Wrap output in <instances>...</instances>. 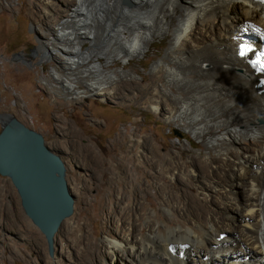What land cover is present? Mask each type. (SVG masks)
<instances>
[{"label": "bare ground", "instance_id": "6f19581e", "mask_svg": "<svg viewBox=\"0 0 264 264\" xmlns=\"http://www.w3.org/2000/svg\"><path fill=\"white\" fill-rule=\"evenodd\" d=\"M128 1L130 7L119 0H58L56 12L62 18L50 27L53 37H46L44 48L72 76L85 67L80 72L92 79L81 90L77 77L55 68L54 76L73 98L86 93L112 96L116 92L106 80L112 71L103 69L100 57L106 63L129 62L146 54L154 38L172 33L168 53L154 68L156 79L165 74L164 94L173 92L163 101L155 97L154 107L164 111L167 122L200 139L205 152L190 159L183 153L180 161L157 151L145 136L133 144L142 149L138 155L129 156L124 149L119 165L125 172L127 165L141 169L146 163L161 167L158 178L179 170L173 180L182 182L184 188L179 189L185 194L170 195L164 202L173 204L170 209L180 221L172 225L149 219L145 227L138 215L129 222L130 233L111 228L113 238L92 241V260L83 264H106L116 256L123 264H264V123L258 121L264 119V93H258L262 87L257 86L264 75L253 71L248 56L237 55L240 42L259 41L264 34L263 7L252 0ZM233 11L237 26L230 20ZM86 40L94 44L83 50ZM156 82L148 87L154 89ZM178 85L185 94L173 90ZM140 97L144 100L148 94ZM135 210L138 207L119 213L129 218ZM73 228L80 230V224ZM170 243L176 257L166 251Z\"/></svg>", "mask_w": 264, "mask_h": 264}, {"label": "rangeland", "instance_id": "374dc122", "mask_svg": "<svg viewBox=\"0 0 264 264\" xmlns=\"http://www.w3.org/2000/svg\"><path fill=\"white\" fill-rule=\"evenodd\" d=\"M123 1L119 0L123 6L130 7ZM58 4V0H0V113L12 114L40 132L46 144L61 156L66 165V180L74 195V211L56 232L50 254L43 234L25 215L10 179L0 175V264H79L78 261L83 264L92 260L88 250L92 241L100 243L113 238L111 228L130 233L129 222L138 215L142 216L145 227L149 219L177 225L180 220L171 210L173 204L169 207L164 200L170 195L179 198L185 194L179 189L184 188L182 182L174 183L179 170H170L165 177L158 178L161 167L153 169L151 163H146L141 169L135 166L129 169L127 165L123 168H127L125 172L119 165L123 150L129 156L138 155L142 149L133 144L145 136L157 151L169 152L170 157L175 155L180 161L183 153L185 159H190L205 152L200 139L188 129L167 122L164 111L154 107L156 98L163 101L173 92L164 94L165 74H159L160 80L156 79L154 68L168 53L172 33L154 38L146 54L129 62L121 59L106 63V58L100 57L103 69L112 71L106 78L116 92L112 96L102 98L86 93L80 99L73 98L54 76L53 69L68 77H77L81 90H86L92 77L80 72L85 67L72 76V71L65 69L44 48L46 37H53L50 27L62 18L56 12ZM230 20L238 25L234 11ZM93 44L86 40L83 50ZM44 55L48 58L43 60ZM153 79L158 80L154 89L148 87ZM135 81L143 84L145 90L135 87ZM179 87L173 90L185 94ZM143 93L148 98L140 100ZM258 121L264 123L263 118ZM129 207H138V210L129 218L124 216L125 212L119 213ZM114 221L116 226L112 225ZM77 223L80 230L73 228ZM62 233L66 236V245ZM189 243L186 245L192 247ZM172 245L166 251L174 257ZM122 262L116 256L106 264Z\"/></svg>", "mask_w": 264, "mask_h": 264}, {"label": "water", "instance_id": "95a60500", "mask_svg": "<svg viewBox=\"0 0 264 264\" xmlns=\"http://www.w3.org/2000/svg\"><path fill=\"white\" fill-rule=\"evenodd\" d=\"M0 175L10 179L25 215L43 234L51 254L56 232L74 211L66 165L40 132L8 113H0Z\"/></svg>", "mask_w": 264, "mask_h": 264}]
</instances>
